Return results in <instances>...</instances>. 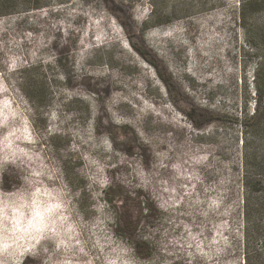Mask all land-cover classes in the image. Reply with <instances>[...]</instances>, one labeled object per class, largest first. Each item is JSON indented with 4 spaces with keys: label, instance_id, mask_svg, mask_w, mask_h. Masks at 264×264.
<instances>
[{
    "label": "rangeland",
    "instance_id": "obj_1",
    "mask_svg": "<svg viewBox=\"0 0 264 264\" xmlns=\"http://www.w3.org/2000/svg\"><path fill=\"white\" fill-rule=\"evenodd\" d=\"M0 88V264H244L264 0H0Z\"/></svg>",
    "mask_w": 264,
    "mask_h": 264
},
{
    "label": "trees",
    "instance_id": "obj_2",
    "mask_svg": "<svg viewBox=\"0 0 264 264\" xmlns=\"http://www.w3.org/2000/svg\"><path fill=\"white\" fill-rule=\"evenodd\" d=\"M105 6L112 11L118 20L125 21L124 16L121 14V8L116 3L107 1ZM128 26L125 23L127 29ZM6 91V89L0 88V95L6 94ZM256 92H258V89ZM255 117H257V110L253 119ZM15 119H18V117L7 119L3 126ZM29 143L35 142L29 141ZM163 169L164 167L159 169V172H162ZM42 178L47 183L50 182V178L47 175H42ZM179 179L182 178L179 177ZM244 186L246 188L242 212L244 224V264H264V178H262V175L260 177L255 176L251 181L246 180ZM250 193L251 195H249ZM132 249L138 252L137 247L133 246Z\"/></svg>",
    "mask_w": 264,
    "mask_h": 264
}]
</instances>
